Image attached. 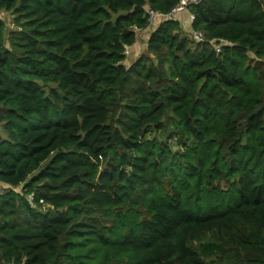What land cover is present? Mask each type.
Listing matches in <instances>:
<instances>
[{
  "label": "trees",
  "instance_id": "obj_1",
  "mask_svg": "<svg viewBox=\"0 0 264 264\" xmlns=\"http://www.w3.org/2000/svg\"><path fill=\"white\" fill-rule=\"evenodd\" d=\"M179 2L0 0V264H264V0Z\"/></svg>",
  "mask_w": 264,
  "mask_h": 264
},
{
  "label": "built area",
  "instance_id": "obj_2",
  "mask_svg": "<svg viewBox=\"0 0 264 264\" xmlns=\"http://www.w3.org/2000/svg\"><path fill=\"white\" fill-rule=\"evenodd\" d=\"M204 0H180L179 4L174 7L171 12L164 15L163 13L159 11L149 10L148 11V24L150 28L157 27L162 20L167 19L169 21H179L180 15H182L185 12H188L189 9L193 6L200 5ZM195 17L193 15L190 16V23L194 22ZM193 37L195 41L197 42H205L206 37L204 33L202 32H196L193 33ZM222 45H219L217 48L218 52H221ZM129 50L126 51V54L128 55ZM4 191V190H2ZM30 202H33V197L30 199Z\"/></svg>",
  "mask_w": 264,
  "mask_h": 264
},
{
  "label": "rangeland",
  "instance_id": "obj_3",
  "mask_svg": "<svg viewBox=\"0 0 264 264\" xmlns=\"http://www.w3.org/2000/svg\"><path fill=\"white\" fill-rule=\"evenodd\" d=\"M184 14L180 15V19H183ZM0 18H2L3 20H5V22L7 23L8 25V31H11L13 29H15L12 21H13V18H12V15L10 13H7L5 11H0ZM185 21H183L184 23H189L190 24V15L188 16L187 19H184ZM152 30L149 29L147 30V34H150ZM149 32V33H148ZM145 37H144V34H139V41L138 43L136 44V46L133 48V49H129V53H128V57H127V63L128 64H131V62L133 63L135 60H137L138 58H140L142 55H146L147 54V51H146V44H145ZM8 44V43H7ZM9 45V44H8ZM0 133L6 137V134L5 132L3 131V127L2 125L0 124ZM5 187H0V189H4Z\"/></svg>",
  "mask_w": 264,
  "mask_h": 264
},
{
  "label": "crops",
  "instance_id": "obj_4",
  "mask_svg": "<svg viewBox=\"0 0 264 264\" xmlns=\"http://www.w3.org/2000/svg\"><path fill=\"white\" fill-rule=\"evenodd\" d=\"M184 15H183V19H187L188 18V16H189V11L188 12H185V13H183ZM144 35L146 34V33H143ZM148 36V35H147ZM145 37V41L148 39V37Z\"/></svg>",
  "mask_w": 264,
  "mask_h": 264
}]
</instances>
